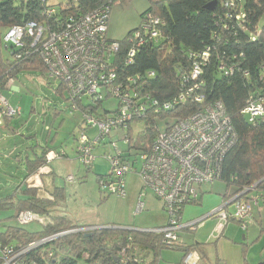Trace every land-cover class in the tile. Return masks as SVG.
Instances as JSON below:
<instances>
[{"label": "trees", "instance_id": "1", "mask_svg": "<svg viewBox=\"0 0 264 264\" xmlns=\"http://www.w3.org/2000/svg\"><path fill=\"white\" fill-rule=\"evenodd\" d=\"M118 1L120 0H77V3H74L68 0L67 3L60 4L59 10H54L53 17H44V11L47 7H51L45 6L39 0H0V38L3 32L7 33L11 28L29 22L42 23L47 32L59 33L70 17L78 18L107 6L112 10L113 5ZM226 1L149 0L150 7L141 15V19L145 14H154L160 18L164 23L161 27L163 39L159 43L148 44L140 49L133 65L126 70H117V75L118 80L123 83L126 82L127 76L144 77L137 85L131 87L149 94L153 113L147 112L145 116L138 117L135 121L137 123L132 124L127 130L115 131L108 138L110 142L114 141L119 137L118 133L122 132L124 136L121 135L120 140L126 138L131 148L144 150L154 143L158 134L167 130L168 125L173 123L167 121L166 126L161 127L166 120L172 118L177 122L203 111L206 106L221 102L237 135L234 147L225 156L220 180L226 184L227 191L230 189L234 191L231 196L228 194L224 196V199H229L245 188L260 182V185L256 186L255 193L260 195L264 192V181L262 182L264 180V117L250 121V117L243 113L250 101L259 102L262 99L264 105V0H233V8L225 7ZM227 10H234L229 13L232 19L227 15ZM137 29L130 31L127 37L119 42L124 43ZM33 41L25 40L26 47L22 49L15 46L6 47V49H14L11 59L4 60L0 56V94L9 89L8 77L16 80L23 73L41 72L48 78L47 69L36 52L37 48H31ZM128 49L125 45L121 48V53L115 57L118 62L123 61ZM207 50H210V57L202 62L203 72L198 82L203 85L183 104L179 102L177 103L179 105L174 104L184 92L183 85L187 90L193 87V84H184L186 76L184 73L194 63L191 60L192 56ZM19 55L20 59L17 58ZM222 63L227 67H233L232 75H224L220 70ZM149 71H154L156 78L146 77ZM54 83L58 85L56 89L58 93L61 91L66 93L70 113L81 115L78 133L73 136L76 151L77 136L82 131L91 139L97 136L93 137L90 131L94 129L99 131L97 126L86 124L84 114H89L97 120H110L108 117L113 115L118 101L110 99L96 104L85 96L75 101L81 108L79 111H74L67 86L62 82ZM195 96L202 97V102L197 103ZM109 101L115 103L112 110L105 108ZM168 103L172 104V107L164 110ZM5 120L9 122L12 119ZM135 125L138 127L133 128ZM54 142L55 137L51 144ZM34 148H37L40 154H35L32 159H25L27 172L23 183L29 177L38 174L41 168L51 164L46 161L47 154L54 151L50 146L37 144ZM120 150L126 151L127 148ZM55 152L64 153L61 160L68 158L63 150ZM103 177L106 176L98 175V180ZM22 186L18 188L22 198H19L15 191L14 195L0 199V208H15L18 214L31 211L45 219L48 225L43 226L39 223L43 231L36 234L26 231L24 226L18 223L16 227H6L1 232L3 243L26 246L46 237L82 228L71 224L65 216L52 214V209L65 201V188L56 187L52 199L47 200L39 198L36 189H21ZM233 221L235 220L230 222ZM131 232L133 233L97 230L90 235L77 233L57 238L52 244L37 249V253L40 254L45 252L44 249L53 250L55 254L49 258L50 251H47L43 259L39 257L38 264H125L118 261L114 254L128 246V256L131 259L141 258L143 264H158L164 249H177L164 245L159 236L138 231ZM263 232L261 230L260 233ZM202 246L203 244H197L178 250L186 254L198 251L202 264H212L206 262L207 257L201 251ZM37 253L32 256L35 258ZM246 253L247 247H244V264H249ZM216 264H220V261Z\"/></svg>", "mask_w": 264, "mask_h": 264}, {"label": "built area", "instance_id": "2", "mask_svg": "<svg viewBox=\"0 0 264 264\" xmlns=\"http://www.w3.org/2000/svg\"><path fill=\"white\" fill-rule=\"evenodd\" d=\"M48 6L49 0H39ZM77 3V0H72ZM234 1L227 0L225 7L233 8ZM234 10H227L231 18ZM55 11L49 7L44 11V17H53ZM111 8L103 7L78 18L70 17L61 32L49 33L42 23L29 22L26 25L11 28L4 37L6 47L15 46L18 49L26 47L25 40H34L31 48H37L42 62L44 63L48 78L53 82H62L67 86L70 100L73 102V110L79 111L76 105L77 99L89 97L91 102L100 103L105 100L114 99L118 105L110 120H97L89 114H84L86 124L97 126L98 135L91 139L85 132L77 136L76 152L81 164L90 168L96 161L95 150L100 147L115 131L127 130L137 122L138 117L152 112L149 94H145L136 88L142 78L141 75L127 76L125 81L118 80L117 70H126L133 65L136 54L148 44L159 43L163 39L161 27L164 23L154 14H145L139 28L121 43L108 39V26ZM228 28V27H227ZM128 46L123 61L118 62L115 58L121 53V48ZM194 61L184 73V84H193L192 88L185 89L174 104L184 101L200 89L203 84L201 80L202 62L210 57V50L201 54H194ZM20 59V55L17 56ZM220 70L226 76L233 74V67H227L223 63ZM148 78H156L154 71L146 74ZM8 85L15 84V79L8 77ZM132 86V87H131ZM196 97V96H195ZM196 102L201 103L203 98L196 97ZM156 103V101H155ZM154 104V101H153ZM168 103L164 110L172 107ZM179 105V104H177ZM153 113V112H152ZM250 117V121H256L264 117L263 100L259 102L250 101L243 111ZM20 115V110L12 107L0 94V119H13ZM168 129L158 134L154 143L137 154V149L131 148L130 142L125 138L128 145L126 151L119 150L116 143H111L114 152L104 154V158L111 166L108 176L100 179V188L109 195L121 199L127 198L126 178L130 174H136L142 181L143 187L139 195L136 214L145 210L143 202L146 191L153 195L163 204V209L169 213V222L166 226L142 233L153 234L161 237L163 244L169 247L187 248L180 238L183 231L197 230L207 219L214 216L218 218L217 231L220 233L227 224L232 221L245 223L252 218L253 202L249 199L256 185L245 188L236 196L230 197L211 214L197 220L182 221V213L186 206L198 204L200 191L203 186L212 185L221 180L222 167L226 154L234 147L237 135L231 125V120L226 116L221 102L204 107V110L173 122ZM138 125L133 126L137 128ZM144 127V126H142ZM109 146V145H108ZM63 152L51 151L47 154L46 161L61 159ZM71 183L74 178H69ZM231 196V195H230ZM248 196V197H247ZM264 200V192L256 196ZM254 200V199H252ZM256 202V201H255ZM257 204V203H256ZM234 206L235 212L229 213V207ZM183 209V210H182ZM16 221L20 226L31 225L34 222L47 226L48 222L31 211H23L18 214ZM99 229L96 227H82L58 235L50 236L26 246H14L1 241L0 232V264H38L39 257L49 252L48 257L55 254L53 250L37 253V249L52 244L57 238L77 233L93 234ZM110 230H114L111 228ZM130 231V230H128ZM133 231V230H132ZM128 248L118 250L114 257L125 264H143L141 258L131 259L128 256ZM36 254L35 258L32 256ZM201 258L196 253H188L184 258V264H200Z\"/></svg>", "mask_w": 264, "mask_h": 264}, {"label": "rangeland", "instance_id": "3", "mask_svg": "<svg viewBox=\"0 0 264 264\" xmlns=\"http://www.w3.org/2000/svg\"><path fill=\"white\" fill-rule=\"evenodd\" d=\"M67 1L49 0L48 5L53 10H59L60 4H65ZM149 7V0L116 2L111 10L108 38L113 41L124 40L130 31L139 27L142 21L141 15ZM5 34L6 32H3L0 38V56L8 60L12 58L11 53L14 49H6ZM57 87V83L48 80L41 72H31L20 74L14 86L12 87L11 83L8 85L9 89L2 92V96L8 103L20 110V115L9 122L0 119V199L14 195L15 191L18 197L22 198L18 190L26 176V172L22 170V163L26 158L32 159L35 154H40L34 146L47 144L54 151L63 150L68 155L67 159L52 161L56 162V182L58 186L66 189L65 201L52 209L53 215L65 216L71 224L78 227L113 228L128 233H133L128 231L130 229L147 231L166 226L169 222V213L163 209V204L155 199L151 191L145 192L147 196L143 201L146 206L145 210L136 214L139 192L143 186L137 175L127 176L128 196L126 199L109 195L101 190L98 175L108 176L111 172V166L104 158V154L114 152L110 144L112 142L116 143L119 150L126 149L128 145L124 140H120L121 135H124L119 132V137L114 141L110 142L108 138L98 147L95 150V164L91 170H88L81 164L73 140V136L79 130L81 115L70 113L66 93L64 91L58 93ZM114 106L115 103L109 101L105 108L112 110ZM167 121L174 122L170 118L163 122L161 127H165ZM90 134L96 137L98 131L91 130ZM54 137L55 142L51 144ZM138 151L135 150L133 153L137 154ZM71 160H73L72 166H70ZM72 177L74 178L73 183L69 181ZM21 189H27V186L24 185ZM204 191L206 192L202 197L203 200L198 205L203 204L204 208L207 207L206 214L222 206V196L226 194L230 196L234 192L232 189L227 191L223 181L206 185ZM253 191L255 189L251 192ZM253 194L256 196L254 192L250 196ZM198 205L186 206L183 212V222L197 220L203 214L206 215L199 212L201 206ZM259 206L263 208L261 210H264L262 202ZM228 212L234 213V206H230ZM260 212L256 211L253 215L254 226L247 227L248 231H243L242 224L233 221L228 224L222 236L214 235L219 222L215 216V218L207 219L195 231L181 232L180 238L188 247L203 244L201 251L207 257L206 262L208 263L216 264L221 261L222 264H244L243 249L247 247L248 263L262 264L264 263V232L263 234L260 232L264 231V214ZM17 215L18 210L15 208H0V232H3L6 227H16ZM24 229L34 234L43 231V227L37 222L24 226ZM213 235L214 238H212ZM192 253H196L201 258L200 252L193 251ZM185 256L186 253L179 251L178 248L164 249L158 264H184Z\"/></svg>", "mask_w": 264, "mask_h": 264}, {"label": "crops", "instance_id": "4", "mask_svg": "<svg viewBox=\"0 0 264 264\" xmlns=\"http://www.w3.org/2000/svg\"><path fill=\"white\" fill-rule=\"evenodd\" d=\"M54 163V164H53ZM55 163L56 162H52L50 165H47V166H45V167H43V168H41L40 170H39V172H38V174H36V175H33V176H31V177H29L27 180H26V182L25 183H22V184H25V186H27V188H33V189H36L37 190V196L39 197V198H42V199H47V200H51L52 198H51V196H52V194L54 193V191H55V188L56 187H59V188H61L62 186H58V183L56 182V172H57V169H56V167H55ZM70 166H72L73 165V160H71L70 161ZM51 165H53V167L51 166ZM22 170H23V172H27L26 171V164H25V162L24 163H22ZM136 175V174H135ZM138 176V175H137ZM127 179V178H126ZM66 181V180H65ZM66 183H67V181H66ZM142 183V182H141ZM74 185V184H73ZM20 186H22V185H20ZM24 186V185H23ZM22 186V187H23ZM143 187V186H142ZM204 187L205 186H203L202 188H201V191H200V199H199V202H198V204L203 200L202 199V197H203V195L205 194V192L206 191H204ZM126 188H127V192H128V185H127V180H126ZM208 188H211L210 186H208ZM142 189V188H141ZM210 190V189H209ZM209 192V191H208ZM141 193V190H140V192H139V194ZM255 193V192H254ZM256 194V196L257 195H259V194H257V193H255ZM254 195V194H253ZM250 196V198H252V199H254V200H252V199H249V200H251V201H254L253 203L255 204V206H254V204H253V215H255V212L256 211H258V212H260V210L261 209H263L262 207H260L259 206V204H260V202H262V204H263V201L261 200V199H259V198H257L255 195L254 196ZM147 197V196H146ZM155 197V196H154ZM254 197V198H253ZM155 199H157L156 197H155ZM138 200H139V197H138ZM226 201H228V199H224V197L222 196V203H225ZM256 201V202H255ZM257 203V204H256ZM197 204V205H198ZM195 205V204H194ZM198 206H201L200 207V210H199V212H202V214L203 213H205L206 214V211H207V207H203V204L201 205H198ZM257 207V208H256ZM134 208V207H133ZM146 208V207H145ZM186 208V207H185ZM185 208H184V210H185ZM218 209V208H217ZM216 209V210H217ZM213 211H215V210H213ZM184 212V211H183ZM261 214H264V210H261V212H260ZM209 214H211V213H209ZM209 214H206V215H202L200 218H202V217H204V216H207V215H209ZM198 219V218H197ZM218 219V218H217ZM252 219H253V216H252ZM252 219H251V221L250 222H248L247 223V225H246V230H244L243 228H242V230L243 231H248L249 230V228H248V230H247V227H252V226H254V222L252 221ZM182 221H184V219H183V213H182ZM236 222V221H235ZM238 223V222H237ZM229 225H227L226 227H224V229L219 233L218 231H217V229H215V232H214V235L215 234H218V236H222L223 235V232L226 230V228L228 227ZM217 227H218V224H217ZM216 227V228H217ZM220 234V235H219ZM214 235L212 236V238H214ZM220 263H221V261H220ZM201 264H202V261H201ZM222 264V263H221Z\"/></svg>", "mask_w": 264, "mask_h": 264}, {"label": "water", "instance_id": "5", "mask_svg": "<svg viewBox=\"0 0 264 264\" xmlns=\"http://www.w3.org/2000/svg\"><path fill=\"white\" fill-rule=\"evenodd\" d=\"M263 181H264V180H262V182H263ZM260 183H261V182H260ZM260 183H258L257 185H260ZM257 185H256V186H257ZM105 229H109V230H110L111 228H105ZM130 231H132V230L130 229ZM133 231H138V230H133ZM139 231H140V230H139ZM139 231H138V232H139ZM147 257H148V256H147ZM262 264H264V263H262Z\"/></svg>", "mask_w": 264, "mask_h": 264}, {"label": "clouds", "instance_id": "6", "mask_svg": "<svg viewBox=\"0 0 264 264\" xmlns=\"http://www.w3.org/2000/svg\"><path fill=\"white\" fill-rule=\"evenodd\" d=\"M201 264V263H200Z\"/></svg>", "mask_w": 264, "mask_h": 264}]
</instances>
